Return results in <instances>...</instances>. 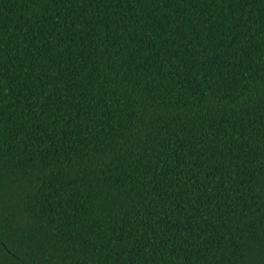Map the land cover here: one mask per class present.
Segmentation results:
<instances>
[{
  "label": "trees",
  "instance_id": "obj_1",
  "mask_svg": "<svg viewBox=\"0 0 264 264\" xmlns=\"http://www.w3.org/2000/svg\"><path fill=\"white\" fill-rule=\"evenodd\" d=\"M0 264H264V0H0Z\"/></svg>",
  "mask_w": 264,
  "mask_h": 264
}]
</instances>
